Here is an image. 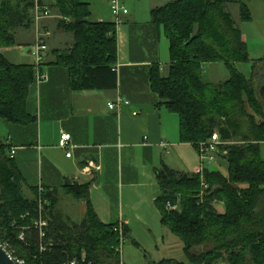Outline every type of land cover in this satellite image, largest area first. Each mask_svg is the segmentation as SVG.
<instances>
[{
	"label": "trees",
	"instance_id": "trees-1",
	"mask_svg": "<svg viewBox=\"0 0 264 264\" xmlns=\"http://www.w3.org/2000/svg\"><path fill=\"white\" fill-rule=\"evenodd\" d=\"M34 0H0V49L15 46V32L33 25ZM232 0H176L152 11L169 40L170 66L167 77L151 72L152 90L159 105L175 114L179 140L198 145L217 132L222 142L221 160L227 163V177L204 169L202 175L177 172L161 164L154 169L160 188L155 204L160 223L183 244L189 264H264V143L263 101L253 77L247 79L236 63L249 60L241 33L226 10ZM233 0L241 21L252 19L247 3ZM264 4V0H261ZM61 16L59 27L74 35V56H59L58 63L74 69L80 63L81 90H112L116 74L114 23H92L87 3L55 0ZM51 8V6H49ZM222 63L230 72L223 83L212 85L202 78L203 67ZM33 66L10 63L0 52V120L17 125L33 121L26 110ZM245 98V99H244ZM246 100V101H245ZM245 104L253 114L245 111ZM255 115L261 120L256 121ZM12 145L0 138V241L12 257L27 264H64L86 254L85 264H120L117 224L104 225L88 209L80 222L64 218L55 210L53 192L45 189L44 237L39 240L34 222L38 219L37 188L27 185L10 158ZM245 185L244 188H238ZM67 192L75 200H87V185L70 184ZM27 188L31 197L24 194ZM173 208H167V204ZM224 204V212L214 205ZM124 236H128L123 227ZM24 233V240L18 238ZM44 250H40V246ZM209 246L194 254L196 247ZM225 257V259H224ZM153 264H182L163 259Z\"/></svg>",
	"mask_w": 264,
	"mask_h": 264
},
{
	"label": "crops",
	"instance_id": "crops-1",
	"mask_svg": "<svg viewBox=\"0 0 264 264\" xmlns=\"http://www.w3.org/2000/svg\"><path fill=\"white\" fill-rule=\"evenodd\" d=\"M79 1L88 4L89 22L113 23L108 0H100L97 6L94 4L97 0ZM174 1L122 0L128 14L115 27L117 54L111 70L116 74V87L81 90L76 88L80 84L81 64L70 70L69 66L58 63L63 55L71 57L68 63L76 64L73 63L74 35L59 27L58 9L53 1L45 0L54 16L42 22V28L49 32L42 66L48 80L36 83L33 68L34 78L26 100V110L33 121L27 125L3 121L1 140L12 145L14 162L27 185L32 188L41 185L53 192L55 210L64 218L80 222L90 206L102 224H115L121 218L129 230L133 221L131 212L140 213L142 208L134 200L139 196L137 189L146 188V202L160 220L155 201L161 191L154 169L165 164L171 170L193 174L198 166L197 149L180 142L178 118L159 105L160 99L150 82L154 68L165 78L170 66L169 40L163 27L153 21L152 11ZM232 1L226 4L228 12L229 5H237ZM234 25L238 28L235 21ZM241 40L244 42L242 35ZM33 42V26L18 29L15 46L1 48L0 52L8 55L15 47L20 55L11 58L16 62L4 57L15 65L32 66L31 60H20L23 57L20 49ZM253 69V79L256 76L261 81L257 85L259 94L264 85V59ZM117 99L128 104L110 109L108 104ZM61 132L71 136L69 158L58 146ZM89 163L97 169L89 167ZM70 184L87 185V200L77 201L68 194L66 186ZM124 186H127L125 210L122 207L119 211L117 204L119 199L123 203ZM24 194L28 198L32 196L27 188ZM130 196L132 199L128 201ZM214 207L224 212L221 203ZM138 213L135 215L139 222L145 221Z\"/></svg>",
	"mask_w": 264,
	"mask_h": 264
},
{
	"label": "rangeland",
	"instance_id": "rangeland-1",
	"mask_svg": "<svg viewBox=\"0 0 264 264\" xmlns=\"http://www.w3.org/2000/svg\"><path fill=\"white\" fill-rule=\"evenodd\" d=\"M55 0H51V2ZM100 0L94 1V4L99 3ZM45 2V0H44ZM98 2V3H97ZM247 6L250 10L252 19L250 21H241L239 19V7L238 5H229L228 10L232 15L233 20L235 21L236 26L239 28L243 40L245 42L246 50L248 53L249 60L247 62H238L236 63V69L241 72L247 79L253 77L254 67L256 64L261 62L264 59V4L261 0H252L247 3ZM52 8V7H51ZM50 8V10H52ZM56 8V7H55ZM52 14V12H51ZM53 16V15H52ZM54 17V16H53ZM60 17L61 16H57ZM33 19V18H32ZM46 20V19H45ZM44 21V20H43ZM41 21V27L42 22ZM33 26V25H32ZM46 31V30H45ZM47 42V41H46ZM16 44V43H15ZM30 46H25L20 49L23 56L20 60H31L32 64L35 63V58L30 53ZM28 53V55H27ZM19 56L20 53L14 47L13 50L8 52V55L4 53V56L11 62H16L12 59L11 56ZM28 56L30 59H27ZM20 62V61H19ZM32 65V66H33ZM230 77V72L222 63H209L204 65L202 78L215 85L219 81H226ZM255 86L261 82L256 76L254 77ZM245 99V98H244ZM246 101V100H245ZM245 111L249 114H253L252 110L245 104ZM263 112H264V103H263ZM255 120L260 121V116L255 115ZM3 121L0 120V138L4 136ZM225 153V152H222ZM260 156L264 160V147L261 146ZM199 159V157H198ZM219 167L213 171H219L222 175L227 177V163L225 160H221L220 157L217 159ZM199 165V164H198ZM197 168V167H196ZM125 187V188H124ZM123 187L122 201L118 200L117 207L121 211L122 207L125 210L126 202V188ZM245 185H239L238 188H244ZM138 197L135 198V201H138L142 205L140 213L131 212L132 223L128 230L129 235L124 236V240L120 245V259L124 264H153L159 262L163 259H173L176 262L182 264H189L185 255L183 254V244L182 242L173 235L168 229L162 226L159 222V217L154 212L153 207L150 209L151 205L146 202L145 196L147 195L146 188H138ZM131 196L128 198V201H131ZM137 203V202H136ZM222 207L224 208V204ZM218 211H223L218 207ZM142 212V213H141ZM136 213L145 221L139 222V218L136 217ZM153 216V217H152ZM76 218V217H74ZM120 218L117 223L122 222ZM124 222V221H123ZM209 249V246H200L193 249L194 254H199L206 252ZM225 259V257H224ZM221 264H228L225 260Z\"/></svg>",
	"mask_w": 264,
	"mask_h": 264
},
{
	"label": "built area",
	"instance_id": "built-area-1",
	"mask_svg": "<svg viewBox=\"0 0 264 264\" xmlns=\"http://www.w3.org/2000/svg\"><path fill=\"white\" fill-rule=\"evenodd\" d=\"M108 6L110 13L113 17V23L115 27H118L122 24L124 17L128 14V10L125 5L122 3V0H108ZM32 18H33V28H34V42L31 44L30 53L35 58V63L33 65L35 71V82L41 83L46 82L48 80V74L45 71H42V66L45 61V55L48 50L47 48V38L49 36V32L45 31L41 27V21L45 19L52 18L51 10L49 5L44 2V0H34L33 8L31 10ZM128 104L127 101L122 99H117L115 102L108 104L110 109H119L122 105ZM71 136L68 133L61 132L59 139V147L62 150L66 151V157H71ZM227 142H222L220 136L217 132H214L211 137L198 145V157H199V165L193 172V174L202 175L204 169L214 170L219 167V163L217 161L221 153L219 147L222 145H228ZM10 158L14 157L15 151L11 149ZM89 167L97 169L92 163H89ZM88 167V168H89ZM45 189L39 185L37 187V196H38V219L34 222V227L38 230L39 240H42L44 237V227L46 226V220L43 219V207L46 204V199L44 197ZM167 208L172 209L173 207L168 203ZM124 222L117 223L116 226L113 227V231L118 235L119 244L121 245L124 240ZM20 240H24V233L21 232L18 236ZM5 247V246H4ZM40 250L43 251L44 248L41 245ZM119 247V251H120ZM11 255V254H10ZM12 257V256H11ZM16 264H27L25 260L19 257H12ZM87 262L86 254L82 252L79 258L69 259L64 264H85ZM122 264V262L120 263Z\"/></svg>",
	"mask_w": 264,
	"mask_h": 264
},
{
	"label": "water",
	"instance_id": "water-1",
	"mask_svg": "<svg viewBox=\"0 0 264 264\" xmlns=\"http://www.w3.org/2000/svg\"><path fill=\"white\" fill-rule=\"evenodd\" d=\"M259 96L264 101V85L259 90ZM0 264H16L12 259L10 253L6 250L2 242L0 241Z\"/></svg>",
	"mask_w": 264,
	"mask_h": 264
}]
</instances>
